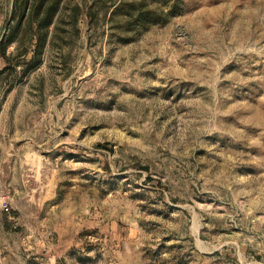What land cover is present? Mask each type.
Instances as JSON below:
<instances>
[{
  "label": "rangeland",
  "instance_id": "374dc122",
  "mask_svg": "<svg viewBox=\"0 0 264 264\" xmlns=\"http://www.w3.org/2000/svg\"><path fill=\"white\" fill-rule=\"evenodd\" d=\"M58 1L0 57V264H264V0Z\"/></svg>",
  "mask_w": 264,
  "mask_h": 264
},
{
  "label": "trees",
  "instance_id": "16d2710c",
  "mask_svg": "<svg viewBox=\"0 0 264 264\" xmlns=\"http://www.w3.org/2000/svg\"><path fill=\"white\" fill-rule=\"evenodd\" d=\"M60 3L58 0H54L52 3L45 5L44 0L32 1L30 0H14L12 3L11 11V24L8 26V33L3 34L0 39V57L5 62V68L13 66L12 56L7 52V45L11 41V36L15 31V27L20 25L21 21L25 19L28 23H32V19L39 18L38 31L43 34L45 27L50 25L55 18L58 17V9ZM78 5L74 8V20L79 12ZM40 16V17H38ZM13 23V24H12ZM45 33V32H44ZM4 70V69H3Z\"/></svg>",
  "mask_w": 264,
  "mask_h": 264
}]
</instances>
